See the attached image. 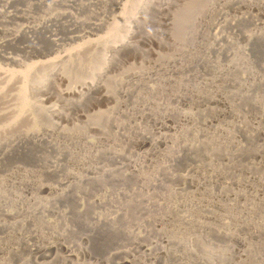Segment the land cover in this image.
Segmentation results:
<instances>
[{
	"label": "rangeland",
	"instance_id": "rangeland-1",
	"mask_svg": "<svg viewBox=\"0 0 264 264\" xmlns=\"http://www.w3.org/2000/svg\"><path fill=\"white\" fill-rule=\"evenodd\" d=\"M261 1L0 0V264H264Z\"/></svg>",
	"mask_w": 264,
	"mask_h": 264
},
{
	"label": "bare ground",
	"instance_id": "bare-ground-1",
	"mask_svg": "<svg viewBox=\"0 0 264 264\" xmlns=\"http://www.w3.org/2000/svg\"><path fill=\"white\" fill-rule=\"evenodd\" d=\"M91 3H92V2H91ZM259 3H260V2H259ZM38 4H39V3H38ZM89 4H90V3H89ZM65 5H66V3H65ZM67 5H68V3H67ZM263 5H264V3L261 1V4L259 5V8H260L261 6H263ZM256 7H257V6H256ZM259 8H257V9H259ZM260 9H261V8H260ZM52 18H53V17H52ZM44 20H45V19H44ZM54 20H57V19H54ZM119 22H120V21H119ZM41 24H42V23H41ZM117 24H118V23H117ZM42 25H43V24H42ZM37 29H38V28H37ZM130 31H131V30H130ZM12 35H13V34H12ZM222 35H223V34H222ZM223 36H224V35H223ZM223 36H222V38H223ZM217 37H218V36H217ZM219 37H220V36H219ZM226 38H227V37H226ZM11 39H12V38H11ZM219 39H221V38H219ZM125 40H126V39H125ZM125 40L123 39V42L121 41V43H120L118 46L122 47L123 45L127 44L128 41H125ZM4 41H5V40H4ZM220 48H221V47H220ZM220 48H219V49H220ZM215 49H216V48H215ZM221 49H222V48H221ZM217 50H218V48H217ZM205 62H206V61H204L203 59L200 60V63H205ZM174 63H175V62H174ZM176 63H177V62H176ZM182 63H183V62H182ZM182 63H181V64H182ZM181 64H180V65H181ZM231 64H232V63H231ZM234 65H235V64H234ZM175 66H178V65H175ZM181 66H182V65H181ZM181 66H180V68H181ZM229 66H230V65H229ZM178 67H179V66H178ZM178 67H177V68H178ZM174 68H175V67H174ZM183 68H184V66H183ZM183 68H182V69H183ZM175 70L177 71V69H175ZM220 70H221V69H220ZM220 70L217 72V74H218L217 77L223 74V70H222V71H220ZM227 70H228V69H227ZM230 70H231V69H230ZM172 71H173V70H172ZM225 71H226V70H225ZM225 71H224V73H225ZM226 72H227V71H226ZM132 73H133V72H132ZM144 73H145V72H144ZM142 74H143V72H141V73H139V74H136V75L133 74V77H135V78H136V76H137V77H139V76L141 77ZM197 75H198V74H197ZM143 76L145 77L146 75H143ZM131 77H132V76H131ZM7 79H8V78H7ZM167 79H168V78H167ZM186 79H187V78H186ZM0 80H1V79H0ZM169 80H170V79H169ZM169 80H168V81H169ZM170 82H171V80H170ZM199 82H200V81H199ZM205 82H206V81H205ZM197 84H198V83H197ZM98 85H99V84H98ZM200 85H201V84H200ZM4 86H5V85H4ZM1 87H2V86H1ZM192 87H193V86H192ZM195 87H196V86H195ZM202 88H203V87H202ZM202 88H201V89H202ZM122 90H123V89H122ZM183 90H184V89H183ZM185 90H186V89H185ZM123 91H124V90H123ZM188 91H189V90H187V92H185V93H188ZM190 91H191V90H190ZM124 92H126V91H124ZM1 93H2V92H1ZM189 93H192V92H189ZM181 94H182V93H181ZM181 94H180V95H181ZM196 94H197V93H196ZM126 95H128V91H127V94H126ZM180 95H179V96H180ZM183 95H184V94H183ZM186 95H187V94H186ZM194 95H195V94H194ZM181 97H182V95H181ZM183 97H184V96H183ZM184 100H185V99H184ZM223 101H224L223 103L226 102L225 100H223ZM23 102H24V101H23ZM124 103H125V102H124ZM142 107H143V106H142ZM150 109H151V110H150ZM163 109H166V110H167L168 107H164ZM153 111H154V109H153L152 107L149 106V109L147 110V117H149V116H150L149 114H151ZM142 114H144V113H142ZM139 115H140V114H139ZM139 115H138V116H139ZM182 115H183L182 118H184V120H186L187 122H191V121L193 120V115L190 114V113H184V114H182ZM134 116H135V115H134ZM138 116H137V117H138ZM141 117H142V116H141ZM13 118H14V117H13ZM16 118H17V117H16ZM139 118H140V116H139ZM142 118H143V117H142ZM136 119H137V118H136ZM214 119H215V118H214ZM214 119L210 121L211 124H212V121L214 122ZM13 120H14V119H13ZM13 120H12V121H13ZM15 120H16V119H15ZM16 121H17V120H16ZM189 124H190V123H189ZM193 124H194V123H193ZM12 125H13V124H12ZM137 127H138V126H137ZM9 129H10V128H9ZM29 129H30V128H29ZM151 130H152V129H151ZM220 130H221V129H220ZM9 131H10V130H9ZM30 131H31V130H30ZM222 131H223V130H222ZM222 131H221V132H222ZM10 132H11V131H10ZM218 132H219V130H218ZM223 132H224V131H223ZM144 134H145V133H144ZM27 135H28V133H27ZM27 135H26V136H27ZM204 136H205V135H204ZM24 137H25V136H24ZM24 137H23V138H24ZM29 137H39V134H35V133L30 134V133H29ZM42 138H43V137H42ZM21 140H22V138H21ZM147 140H148V138H147ZM155 140H157V139H155ZM149 141H150V140H149ZM143 142H144V141H143ZM141 144H142V141H141ZM144 144H145V143H144ZM53 146H54V144H53ZM190 146H191V148H190V147H188V148H190L191 150H192L194 147H196V146L193 147L192 145H190ZM9 150H10V149H9ZM7 151H8V150H7ZM4 152H5V151H4ZM4 152H3V153H4ZM133 161H134V160H133ZM135 164H136V163H135ZM58 168H59V166H58V167L56 166V168H55V166H54L52 170H53V171H56V170H58ZM217 173L219 174V172H217ZM218 174H215L213 177L217 178V175H218ZM91 177H92V176H91ZM213 177H208V178H207V177H204V178H203V182H199V183L197 182V183H198L197 185L202 186V185L205 184L206 182H210V181L215 180V178H213ZM80 178H82V176H78V177H76L75 179H80ZM188 179H190V178L188 177ZM212 183H213V182H212ZM2 206H3V205H2ZM0 207H1V206H0ZM1 210H2V209H1ZM34 210H35V209H34ZM34 210H33V209L31 210V213H29V217L26 215V217H28V218H25L27 222L32 221V219H31L32 217H31V216L33 215V213H35ZM20 216H21V215H20ZM30 217H31V218H30ZM25 219H24V221H25ZM21 221H22V220H21ZM2 223H3V222H2ZM0 224H1V223H0ZM32 229H33V228H32ZM37 232H38V231H37ZM37 232H36V230H35V232H33V235H36ZM31 235H32V234H31ZM38 235H39V234H38ZM19 236H20V235H19ZM51 248H52V245H46V246L43 245V247L39 246V247H37L36 252H37V253H38V252L41 253L42 251L44 252V251L50 250ZM34 250H35V249H34ZM1 258H2V257H1ZM23 261H24V260H23ZM28 262H29V261H28ZM20 264H21V263H20ZM22 264H26V261H25V262H22Z\"/></svg>",
	"mask_w": 264,
	"mask_h": 264
}]
</instances>
